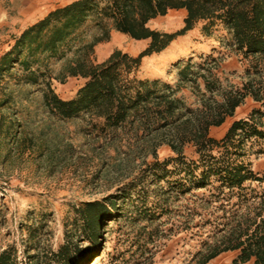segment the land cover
Listing matches in <instances>:
<instances>
[{
    "label": "trees",
    "instance_id": "trees-1",
    "mask_svg": "<svg viewBox=\"0 0 264 264\" xmlns=\"http://www.w3.org/2000/svg\"><path fill=\"white\" fill-rule=\"evenodd\" d=\"M182 10L184 28L173 33L152 28L153 21ZM201 24L205 36L222 28L225 36L218 42L247 62L241 85L222 76L223 59L214 56L215 48L199 60H179L175 84L138 76L145 58L166 51ZM113 32L148 45L138 56L117 50L97 63L96 47L110 41ZM70 78L84 84L74 97L63 99L54 83ZM6 81L34 86L49 118L84 120L109 145H119L120 153L124 149L126 160L143 165L117 194L77 210L76 222L93 243L90 252L77 250L83 256L79 264L103 256L104 235L122 221L147 224L137 226L136 238L127 236L130 248L111 256V262L131 264L138 255L134 264H155L149 246L164 232L154 225L174 213L176 202L190 200L183 206L185 229L210 226L195 264L229 252L238 253L232 264H264V176L250 160L255 144L264 141V0H75L13 37L0 56V85ZM7 89L2 88L0 109L13 99ZM249 97L261 106L234 121L222 139L212 137L211 129L234 118ZM5 124L3 114L1 130ZM164 146L173 156L160 160ZM52 256L54 264H74L68 245ZM12 263L8 252L0 255V264Z\"/></svg>",
    "mask_w": 264,
    "mask_h": 264
},
{
    "label": "rangeland",
    "instance_id": "rangeland-1",
    "mask_svg": "<svg viewBox=\"0 0 264 264\" xmlns=\"http://www.w3.org/2000/svg\"><path fill=\"white\" fill-rule=\"evenodd\" d=\"M72 1L75 0H0V56L8 50L13 37L49 11ZM185 17L184 11H172L153 21L151 26L173 33L184 28ZM202 27L201 24L179 37L166 51L145 58L138 76L161 78L175 84V64L179 60L191 57L199 60L215 48L214 56L223 59L222 76L241 85L240 77L246 73L247 62L218 42L225 36L222 28L205 36ZM147 45V41H135L113 32L110 41L96 47L94 58L97 63L104 62L117 50L138 56ZM8 81L0 85V101L4 87L10 88L7 94L12 92L13 97L9 105L0 109V255L8 252L12 264H54L52 255L68 245L74 264H79L83 256L78 257L77 250L90 252L93 243L76 222L77 210L84 203L103 202L108 196L117 194L143 165L140 160H126L122 154L124 149L120 153L119 145H109L105 136L92 130L84 120L63 122L49 118L42 110L41 96L34 86H18ZM83 84L82 79L70 78L65 84L55 82L54 88L61 98L70 99ZM184 95L190 104L194 103L191 92L186 90ZM260 106L251 97L247 98L234 118L211 129V136L222 139L234 121L246 119ZM3 114L6 124L1 130ZM254 150L256 154L250 159L253 169L264 176V141H258ZM187 153L193 156L191 148ZM158 154L160 160L173 156L167 146L161 147ZM152 161V157L147 159V162ZM191 201L176 202L174 213L154 225L162 226L164 232L162 238L149 246L155 264H195L193 257L200 250L210 226L185 229L183 215L187 210L183 206L192 204ZM146 224L122 221L110 228L102 243L105 254L95 262L113 264L111 256L130 248V244L125 243L127 236L136 238L137 226ZM237 255V252L225 253L209 264H232ZM137 259L138 255L130 260L131 264Z\"/></svg>",
    "mask_w": 264,
    "mask_h": 264
},
{
    "label": "crops",
    "instance_id": "crops-1",
    "mask_svg": "<svg viewBox=\"0 0 264 264\" xmlns=\"http://www.w3.org/2000/svg\"><path fill=\"white\" fill-rule=\"evenodd\" d=\"M182 11H183V10H182ZM184 12H185V11H184ZM185 13H186V12H185ZM238 109H239V108H238ZM238 109H237V110H238Z\"/></svg>",
    "mask_w": 264,
    "mask_h": 264
},
{
    "label": "bare ground",
    "instance_id": "bare-ground-1",
    "mask_svg": "<svg viewBox=\"0 0 264 264\" xmlns=\"http://www.w3.org/2000/svg\"><path fill=\"white\" fill-rule=\"evenodd\" d=\"M95 264H97V262H95Z\"/></svg>",
    "mask_w": 264,
    "mask_h": 264
}]
</instances>
